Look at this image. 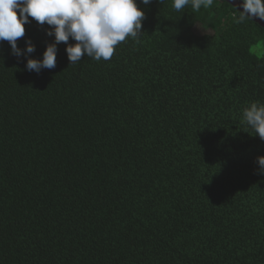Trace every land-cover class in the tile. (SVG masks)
<instances>
[{
    "label": "trees",
    "instance_id": "trees-1",
    "mask_svg": "<svg viewBox=\"0 0 264 264\" xmlns=\"http://www.w3.org/2000/svg\"><path fill=\"white\" fill-rule=\"evenodd\" d=\"M139 43L28 71L0 41V264H264V28L225 0L144 5ZM196 26L210 33L198 34ZM69 44L75 41L69 38Z\"/></svg>",
    "mask_w": 264,
    "mask_h": 264
},
{
    "label": "clouds",
    "instance_id": "clouds-1",
    "mask_svg": "<svg viewBox=\"0 0 264 264\" xmlns=\"http://www.w3.org/2000/svg\"><path fill=\"white\" fill-rule=\"evenodd\" d=\"M148 5L150 0H142ZM194 12L208 9L213 0H173L172 8L180 12L186 6ZM235 8V6H233ZM237 23L258 17L264 20V0H241ZM29 17L39 25L50 26L46 32L55 37L48 43L43 59L28 58L26 69L40 72L42 68L56 67L57 44L65 43L70 64L82 57L100 61L110 60L116 46L131 38L139 43L142 21L146 18L135 0H0V41L11 45V53L17 57L35 51L31 41H26V50L17 47V41L26 34L25 24ZM69 38L75 43L69 44ZM242 123L249 126L264 140V104L252 102L243 109ZM260 172L264 173V156L257 157Z\"/></svg>",
    "mask_w": 264,
    "mask_h": 264
},
{
    "label": "water",
    "instance_id": "water-1",
    "mask_svg": "<svg viewBox=\"0 0 264 264\" xmlns=\"http://www.w3.org/2000/svg\"><path fill=\"white\" fill-rule=\"evenodd\" d=\"M225 1L231 4L232 6H235L239 11L243 10L241 7H239L241 0H225ZM252 20L264 28V20H260L258 17H253Z\"/></svg>",
    "mask_w": 264,
    "mask_h": 264
},
{
    "label": "rangeland",
    "instance_id": "rangeland-1",
    "mask_svg": "<svg viewBox=\"0 0 264 264\" xmlns=\"http://www.w3.org/2000/svg\"><path fill=\"white\" fill-rule=\"evenodd\" d=\"M195 31L198 34H204V33H210L211 32L210 30H205L201 26H196Z\"/></svg>",
    "mask_w": 264,
    "mask_h": 264
}]
</instances>
